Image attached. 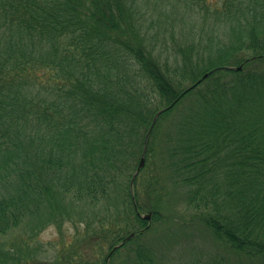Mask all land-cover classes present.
I'll list each match as a JSON object with an SVG mask.
<instances>
[{
  "label": "trees",
  "instance_id": "1",
  "mask_svg": "<svg viewBox=\"0 0 264 264\" xmlns=\"http://www.w3.org/2000/svg\"><path fill=\"white\" fill-rule=\"evenodd\" d=\"M162 1L0 0V235L30 236L0 264L65 222L53 264H165L143 239L169 219L147 173L159 140L189 214L154 240L195 228L217 251L199 264H264V0Z\"/></svg>",
  "mask_w": 264,
  "mask_h": 264
},
{
  "label": "rangeland",
  "instance_id": "2",
  "mask_svg": "<svg viewBox=\"0 0 264 264\" xmlns=\"http://www.w3.org/2000/svg\"><path fill=\"white\" fill-rule=\"evenodd\" d=\"M165 1L166 0H163L162 4H164ZM176 9L179 12V16L177 19L178 23L180 22L181 24L183 9L177 7L173 8L174 11H176ZM185 19V26L193 27L196 25L191 19L188 20L187 15H185ZM163 127V129H165L166 125H164ZM163 158L164 154L162 140H159L157 142L154 155L151 154L149 158L147 173H150V175L156 173L157 175L159 174V176L162 175V187H160L158 200L160 203L161 211L167 214L169 219L165 224H161V226L157 224V231L147 234V236H145L143 239H146L144 241H146L150 246H153V251H156L158 256H162V260L165 264H199V260L203 259L206 255L204 252L205 250L208 251L207 254H211V252L216 251L214 245L211 246V243L208 244L209 242H211L208 238L202 241L199 236L200 232H197L194 228L191 238L182 235L180 240L178 239L180 236L179 235L177 236V242L173 243L171 238L172 236H170L171 233L167 234L166 232L168 231V225L172 228L177 227L176 225L178 223L185 221L189 213L187 211H184L186 208L184 206V201H181L180 199V190L173 185L171 180H169V170L165 168ZM132 173H134V171ZM122 181L126 183L127 177H124ZM139 195L140 201L143 204L147 205L148 198L145 193H143V191L141 190ZM148 212L152 211L147 209L140 211V213ZM152 223L153 221H151L148 226H150V224ZM81 227L85 228V224ZM163 229L166 230L164 231L165 233H162V236H160L159 239L154 240L156 234L158 235ZM23 236L27 238L30 237L25 229L20 226L9 231L5 235H0V244H14L15 242H19L17 240H20ZM75 238L76 229L71 222H65L62 227V231H59L55 225H50L44 228L37 236L31 238L32 240L30 242L31 244L29 248L24 249L23 252L28 253L31 258L27 262L26 260L22 261V263L53 264L59 257L62 258V260L67 261V250H70L72 248L71 246ZM121 242L122 241H120L118 244H120ZM106 247L107 248L105 252L108 254L110 253L109 246ZM219 252L220 251L218 249V253ZM17 255L19 256L20 254L18 253ZM80 256L81 255L76 257V259H74L73 261L77 263L80 259ZM90 257V261H94L93 264H106L102 262V257L97 258V255H93L92 251L90 253ZM12 264H15V262H12Z\"/></svg>",
  "mask_w": 264,
  "mask_h": 264
},
{
  "label": "water",
  "instance_id": "3",
  "mask_svg": "<svg viewBox=\"0 0 264 264\" xmlns=\"http://www.w3.org/2000/svg\"><path fill=\"white\" fill-rule=\"evenodd\" d=\"M241 67H242V65H241V66H238L237 68L240 69ZM208 74H209V72L205 73L204 76H203V78L206 77V76H208ZM203 78H202V79H203ZM202 79H200V80L198 81V83H199ZM170 107H171V106H167V107H164V108L160 109V110L156 113V115L154 116L153 124L155 123V121H156L157 117L159 116V114L162 113L163 111L167 110V109L170 108ZM153 124H152V126H153ZM151 128H152V127H151ZM151 128H150V130H151ZM146 148H147V141H146L145 148H144V152H143V154H142V156H141V159H140L139 165H138L136 171L134 172V175H133V178H132V181H131V186H132V188H133V181H134V178L138 175V173H139V171L141 170V168L145 165V151H146ZM132 193H133V189H132ZM133 198L135 199L134 196H133ZM140 214H141V216H142L144 219L149 220V223H151V221H152V212H148V213H140ZM134 235H135V232L130 233L128 236H126V237L122 240V242H121L120 244L115 245V246L113 247V249L111 250V252L114 251V250H115L117 247H119L120 245H122V244H123L125 241H127L129 238L133 237ZM111 252H110L109 256L107 257L108 260H109V258H110ZM106 264H107V263H106Z\"/></svg>",
  "mask_w": 264,
  "mask_h": 264
}]
</instances>
